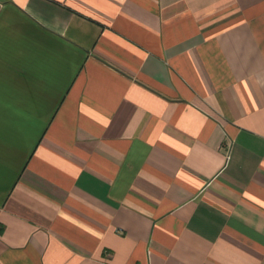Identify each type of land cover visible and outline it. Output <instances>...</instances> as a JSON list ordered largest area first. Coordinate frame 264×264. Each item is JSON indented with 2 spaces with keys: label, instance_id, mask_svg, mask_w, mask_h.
I'll return each instance as SVG.
<instances>
[{
  "label": "crops",
  "instance_id": "1",
  "mask_svg": "<svg viewBox=\"0 0 264 264\" xmlns=\"http://www.w3.org/2000/svg\"><path fill=\"white\" fill-rule=\"evenodd\" d=\"M0 264H264V0H0Z\"/></svg>",
  "mask_w": 264,
  "mask_h": 264
}]
</instances>
